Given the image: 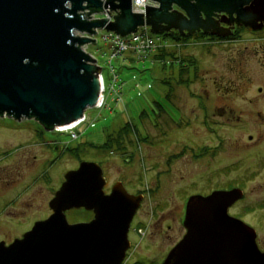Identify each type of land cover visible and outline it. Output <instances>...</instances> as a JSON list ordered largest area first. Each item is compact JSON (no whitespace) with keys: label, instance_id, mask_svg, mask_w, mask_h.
<instances>
[{"label":"rangeland","instance_id":"374dc122","mask_svg":"<svg viewBox=\"0 0 264 264\" xmlns=\"http://www.w3.org/2000/svg\"><path fill=\"white\" fill-rule=\"evenodd\" d=\"M150 1L151 6H159ZM102 3L103 10L90 12L88 21L118 11L104 7L105 0ZM87 11L83 8L78 13ZM110 20L114 21L113 16ZM105 23L93 27V33L74 34L95 39L79 48L95 59L88 63L99 67L94 74L101 73L104 80L103 101L86 108L72 126L55 125L52 131L63 134L65 140L80 138L92 146L83 149L81 156L101 167L104 185L107 180L112 187L121 183L129 194L142 195L140 215L147 230L143 240L133 238V242L147 244L141 249L146 261L157 259L182 239L190 195L233 187L241 188L243 196L228 207V213L256 231L257 246L264 252V93L255 94L257 86H264V67L238 54L249 40L235 47L225 41L208 45L205 36L196 34L175 41L162 31L151 33L150 26L140 25L120 35L121 48L117 34L106 30ZM145 31L155 39L156 51L140 57L135 51L138 41L131 38ZM176 60L184 63L172 64ZM36 122L3 114L0 145L5 144L1 138L12 143L25 139L26 128H22L24 135H16L21 127L15 124ZM29 148L40 154L37 145L31 143ZM70 155L66 152L58 164L46 165L38 176L28 172L37 170V161L25 166L17 158L23 153L0 159V172H22L21 177L2 176L1 183L10 189L29 185L26 196L33 202L32 213L41 215L39 191L60 185L62 173L76 165ZM65 215L68 222L89 218L84 208H71ZM141 218L138 214L135 220Z\"/></svg>","mask_w":264,"mask_h":264},{"label":"water","instance_id":"95a60500","mask_svg":"<svg viewBox=\"0 0 264 264\" xmlns=\"http://www.w3.org/2000/svg\"><path fill=\"white\" fill-rule=\"evenodd\" d=\"M154 1L159 6L145 4L143 15L132 12L131 0H105L104 7L118 11L104 28L125 36L148 25L156 33L157 23L168 24L171 19L164 18L163 4L189 0ZM193 1L212 9L226 2ZM102 6V0H0V116L35 118L48 127L70 125L96 104L100 84L94 72L99 67L88 63L95 59L79 48L95 39L76 36L74 31L93 33V27H102L107 17L86 19ZM83 8L89 11L78 13ZM175 12L186 27L192 24L187 13ZM171 27L181 30L168 24ZM104 183L96 162L81 161L66 171L50 200L52 213L22 239L7 247L0 244V264H118L142 195L129 194L121 183L105 194ZM242 196L239 187L190 195L182 220L186 232L162 264H264L256 231L228 213ZM71 208L91 210L94 216L89 222L71 224L65 215Z\"/></svg>","mask_w":264,"mask_h":264},{"label":"flooded vegetation","instance_id":"af4514ba","mask_svg":"<svg viewBox=\"0 0 264 264\" xmlns=\"http://www.w3.org/2000/svg\"><path fill=\"white\" fill-rule=\"evenodd\" d=\"M227 2H231V5L227 6ZM179 4L180 5L175 3L167 5L163 4L164 6L162 11L165 13L164 18L171 17L169 21L170 23L168 24L181 26V30L184 27L185 30L181 31L179 28L177 29L175 27H171L175 29H168L167 23H157L155 25L157 30L168 35L175 33L180 37L194 34L197 36L201 35L202 37L205 36L203 39L207 41L208 45L225 41L231 42V44L235 47V44L239 46L238 43L249 40V43L245 44L243 47L244 51L238 50V54L243 56L244 59H253L255 65H259L261 68L264 67V0H226L225 5L219 7L218 9L198 5L193 0H189L187 4L183 2H180ZM228 8H233L230 11L231 13L226 10ZM175 11H181L185 15L187 13V19H190L191 21L193 20L192 24L188 25L189 27H186V24L183 22L184 19L181 20V17L176 16ZM222 45H224V43ZM239 61L240 59L238 62ZM263 90L264 86L259 85L256 87L255 94H263ZM250 101L253 102V104L255 102L256 106V101L252 99ZM31 125L15 124L16 127H21L20 129H17V131L20 132L16 135H24L25 133H23L22 130L26 128L24 129L25 132H27L25 139L19 138L16 140L17 142L12 143L7 141L8 139L1 138V141H4L5 144L0 145V159H7L10 156L23 153V156H18L17 158H19L20 161L23 160L21 163L25 166L30 163L34 166L36 165L35 161H37V170L35 172L28 171L29 174L38 176L39 173H42L43 168L46 165L50 167L53 164H58L60 160H63L66 152L68 154H72L70 156L76 160V165L67 170L76 169L79 163L83 160L81 151L83 149L92 148V146L84 144L85 142H83L80 138L65 140L66 138L62 137L63 134L61 135L60 133H55L52 131L53 127L43 125L39 121H37L34 125ZM0 129L3 131L5 128ZM11 129L13 128L8 130ZM2 135H4V133ZM31 143L39 147L40 154H34L32 153L33 151L27 150L30 149L29 146ZM83 161H85V159ZM21 173L22 172L17 171V169L12 172L10 169L0 172V244H3L6 247L14 241L22 239L24 235L32 229L37 221L46 219L52 213L49 206L50 200L54 197L55 192L64 181V174L62 173L63 179H61L58 187L49 188L45 186L47 189L45 193L43 190L39 191L41 197L40 204L44 207V212L41 215H34L32 213L33 202L26 196L31 190L29 185L26 187L22 186L20 189H10L9 185L1 183L2 176L12 175L16 178L21 177ZM111 185H109L107 180L103 188L105 194H109L112 187ZM141 205L142 201L128 225L126 242L123 244L125 245L123 257L118 264H162L168 252L179 241L178 239V241H176L172 246L161 253L157 259L146 261L144 256L141 254V249L145 248L144 246L147 244L144 245L143 242L141 246H139L140 243L136 244L133 242V238L143 240L144 232L147 230V224L144 223L140 215V210L142 209ZM87 212L89 213V218L77 219L73 222L70 221L69 223L89 222L93 218L94 214L91 210H87ZM138 214L141 221L137 219L135 220ZM183 230L184 232L182 233V236L185 233L184 228Z\"/></svg>","mask_w":264,"mask_h":264},{"label":"built area","instance_id":"2783aa9c","mask_svg":"<svg viewBox=\"0 0 264 264\" xmlns=\"http://www.w3.org/2000/svg\"><path fill=\"white\" fill-rule=\"evenodd\" d=\"M134 1V5L136 6V7H134L133 9H134V11L136 12V13H143V12H145V4L146 5H148V6H151L150 4L152 3L150 0H133ZM133 11V12H134ZM94 12H96V11H93V13ZM115 12V11H114ZM116 14V13H115ZM111 16H113V13H110L109 14V17H108V19L105 21L106 23L105 24H107L109 21H111L110 20V17ZM116 36H118L117 37V41H118V43L120 44V47L122 46H124L123 45V40L120 38V35H116ZM131 39H133L134 41H138L137 42V49L135 50L136 51V53L140 56V57H142L143 55H146V54H150L151 52H152V50H153V52L154 51H156V50H154L155 49V44H156V41H155V39L151 36V35H149L148 34V32H144V34H139V35H135V36H133ZM113 43H115V42H113ZM121 47V48H122ZM98 80H99V84H100V99H99V102L100 103H102V101H103V91H104V80H103V78H102V75H101V73H99V75H98ZM97 105H98V102H97ZM96 105V106H97ZM84 118V117H83ZM82 118V119H83ZM81 119V120H82ZM65 130V129H64Z\"/></svg>","mask_w":264,"mask_h":264},{"label":"trees","instance_id":"16d2710c","mask_svg":"<svg viewBox=\"0 0 264 264\" xmlns=\"http://www.w3.org/2000/svg\"><path fill=\"white\" fill-rule=\"evenodd\" d=\"M163 35H168V34H163ZM168 36H170L171 38H172V40H175V41H179V39L181 38L178 34H175V33H172V34H169ZM154 55V57H156L155 55L156 54H153ZM183 61H181V60H176V61H172V64H178V63H182ZM184 63V62H183ZM174 65V66H175ZM184 65L182 64V65H180V67H183ZM125 129L127 130V128L125 127ZM106 144V143H105Z\"/></svg>","mask_w":264,"mask_h":264},{"label":"bare ground","instance_id":"6f19581e","mask_svg":"<svg viewBox=\"0 0 264 264\" xmlns=\"http://www.w3.org/2000/svg\"><path fill=\"white\" fill-rule=\"evenodd\" d=\"M131 10H132V12H133V9H132V8H131ZM92 12H93V11H92ZM80 13H81V12H80ZM80 32H81V31H77V30H75V31H74V34H76V35H80ZM98 100H99V97H98ZM98 100H97V102H98ZM95 105H97V103H96ZM83 119H85V118H83ZM83 119H82V120H83ZM82 120H79L78 122H76V124L79 123V122L82 121ZM79 124H80V123H79ZM70 126H72V125H70ZM66 127H67V126H66ZM66 127H64V128H66ZM67 128H68V127H67ZM69 128H71V127H69Z\"/></svg>","mask_w":264,"mask_h":264}]
</instances>
